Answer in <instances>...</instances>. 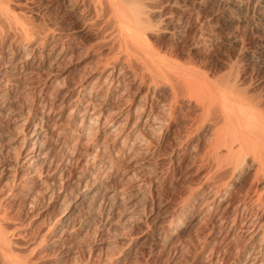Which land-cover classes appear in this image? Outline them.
I'll list each match as a JSON object with an SVG mask.
<instances>
[{
	"label": "bare ground",
	"instance_id": "6f19581e",
	"mask_svg": "<svg viewBox=\"0 0 264 264\" xmlns=\"http://www.w3.org/2000/svg\"><path fill=\"white\" fill-rule=\"evenodd\" d=\"M11 1L0 0V110L8 108L18 93L29 106L30 115L23 113L25 118L19 122L20 126L22 124L20 131H16L19 127L14 130L0 122V264H31L20 254L18 239L32 236V227L18 224L21 218L12 215L11 210L17 202L27 200L28 203L29 197L35 198L42 193V175L45 167L50 168L52 164L50 149L53 147H50L58 142H55V131L60 135V144L71 153L68 155H73V159L83 152L86 165L94 168V174H98L104 184L110 182L113 175L123 173L118 178L120 187L106 194L103 200L104 207L112 213L110 218H113L124 213L121 204L135 199L143 201L142 189L146 185L139 171L160 161L159 146L177 125L181 126L180 143H193L194 134L198 135L201 129L209 134L205 155L214 165L209 179L212 181L217 175L222 178L220 180L218 176L219 180L207 190L193 193L176 207L169 221L167 239L195 221L203 220L210 224L204 223L207 227L211 226L207 236L215 247L219 244L230 252L234 248L237 250H233L236 253L234 264H264V102L260 96H251L250 92L248 95L238 75L216 83L207 82L199 70L175 64L158 53L161 49H155L151 34L156 29L154 19L159 0H58L74 22L80 24L79 27L90 25L91 34L93 31L101 33L102 40L110 31L117 53L113 58L99 54L91 70L69 83L64 76L70 73L75 50L85 45L83 30L66 33L59 27L41 29L33 23L23 22L19 16H13L15 10ZM97 20L102 21L96 23ZM8 32L14 33L11 40H8ZM56 103L58 108L54 110ZM67 107H71L68 112ZM189 109L195 113L191 115ZM23 114L18 117L23 118ZM28 138L33 139L30 147L20 149ZM184 151L181 150V154L174 152L176 158H171L170 163L179 166L186 161L188 155ZM190 165L187 167L191 168ZM252 168L254 173L249 181L236 190L232 179ZM82 193L85 195L80 196V205L89 198L91 190ZM101 195L104 196L105 192ZM2 202L11 204L10 208L2 211ZM91 212L88 213L90 217ZM178 214V220L173 221ZM134 215L138 216L137 212ZM159 217L155 220L158 221ZM87 220H83L84 230L75 229L68 220L54 222L40 237L44 242L43 250L47 252L51 247L65 258L76 254L72 256L75 264H136L131 258V249L120 260L107 259L109 255L104 252H108L109 247L103 250L110 239L105 235L94 238V252L100 253L97 252L96 259L91 260L94 253L91 254L92 238L89 237L90 231L86 230L90 226ZM15 223L23 229L12 227ZM104 225L106 227L101 232H109L111 225L108 227L106 222ZM146 241L145 236L141 243ZM223 256L224 261L226 255ZM214 260L211 257L204 262L214 264L217 262Z\"/></svg>",
	"mask_w": 264,
	"mask_h": 264
},
{
	"label": "rangeland",
	"instance_id": "374dc122",
	"mask_svg": "<svg viewBox=\"0 0 264 264\" xmlns=\"http://www.w3.org/2000/svg\"><path fill=\"white\" fill-rule=\"evenodd\" d=\"M12 3L15 10H13L15 14H13V16H19L21 21H27L26 23L29 24L33 23L32 25L38 26L41 29L45 26L46 29L49 27H59L66 33H76L83 30L85 36H83L84 39L82 38V41H85V45L75 50L70 73L64 76L69 83L78 80L87 70H91V67L97 63L99 54H104L109 58H113L117 55L110 31H107V35L105 34L107 38H105V40L103 39V41L102 37H100L101 33L99 34L93 31L91 34L90 25L86 27L83 26L84 28L79 27L80 24L78 25L74 22L67 11H65L66 8L62 6L58 0H12L11 5ZM28 3L30 5H28ZM16 4L17 8L15 7ZM157 6L158 10L156 8L157 11L154 19L156 29H154L155 32L151 34V41L155 49L157 48V51L161 49L158 53L160 52L163 54L162 56H166L168 59L176 62L175 64L178 63L183 67L199 70L203 74L204 80L207 82L216 83L228 78L233 79V77L238 75L237 78L247 89L248 95H250V92L252 94L251 96H253V94L258 97L260 96L262 103L264 102V0H257L256 2L254 0H159ZM101 21L102 20H97L96 23H101ZM158 23L160 24L158 25ZM7 31L6 29V33ZM8 33V40H11V38L14 37V33ZM1 42L2 38H0V43ZM98 43L100 44L98 45ZM50 48L51 47H49V49ZM126 95H128V97L130 96L129 93ZM19 97V94L15 93V100L12 98L8 108L6 107L7 109L2 108V110H0V122L8 125L9 128L12 127L11 129L19 127L17 130L14 129L16 131L22 130V124L20 126L19 122H22L25 116L30 115V112H28L30 111L29 106L25 105L23 98ZM164 97L166 98V95H164L163 98ZM20 99H22V104ZM53 106H55V108L53 107L54 110H57L58 103ZM10 108H12V110ZM70 109L71 107H67V112ZM35 112L36 109L33 111V115ZM23 113L27 114L24 116ZM188 113L193 115L195 111L191 109ZM18 114L19 116L23 114V118H21L22 116L18 117ZM176 127L178 128L175 129ZM180 127V125L174 126L171 135L159 146L158 157L160 156V161L153 164L154 166L151 164L150 166L152 167H145L139 171V174H141L142 177L144 176L143 179L146 185L142 189L143 201L135 199L126 204H121L120 208L124 213H121L122 216L115 215L113 218H110L112 217V213L109 209L104 207L103 200L106 194H110L111 191L120 187L118 178L121 177L123 173L119 172L117 175H113V179L104 184L102 178L98 174H94L96 173L93 172L95 171L94 168L89 164V166L86 165L87 163H85L83 152L74 157L75 160L74 158L72 159L73 155L69 156L71 153H68L60 144V135L57 133L58 131H55V142L58 141L59 143H56L60 145L58 146L55 143L50 147H53L52 150L49 148L52 159V164L49 166L52 169L45 167V170L50 175L44 170L42 175L43 181L41 183L42 195L40 194V196L38 195L35 198L29 197L28 203L27 200L22 201L26 203L25 205L22 202H19V204L17 202L16 205H13L11 210L12 215L21 218V221L17 222L18 224L21 223V225H25V227L27 225V227H32L30 231L33 230L32 236L30 235L18 239V246L20 245L18 249L19 252L21 251L20 254L31 261V264H75L72 256L75 257L76 254L70 256L71 258L67 257L71 260H66L67 258L59 254L57 250H52L51 247L45 252L46 250L42 248L44 242L40 240V237L58 220H68L69 224L74 225L73 227L75 229L84 230L85 227L83 224L88 219L90 226L88 225L89 227L87 226L88 229L86 228V230L90 231L89 237L92 238L91 254L94 253V257L91 255V260L96 259L97 252L98 254L100 253L99 251L94 252V248H96L93 244L94 238L98 239L105 235L111 240H109L108 246L103 250L105 251L106 248L109 247L107 248L109 253L107 250L104 252L106 256L109 255L107 259L115 258L120 260L124 257L123 255H125L126 251L128 252V249H131V258L133 257L134 259H132L136 260V264H213L204 262V260L206 261V259H210L211 257L212 260L216 259L217 261L214 262V264H234L236 260V253L234 252H237V250L234 248L235 251H233V249L231 253L222 245L216 244L215 247L214 242L207 236L211 226L207 227V222H203V220L201 222L195 221L184 231H177V233L175 232V234H173L174 236H168L169 238L167 239L170 228L169 221L172 214L177 209L176 207L184 203L193 193L207 190L213 182L219 180L218 176H220H215L212 181L209 179L213 175L211 169L213 161H210L211 158H209L211 163L208 162V157L205 155L207 142L210 140L209 134H206V131L201 129L198 135L197 133L194 134L193 143L184 144V142L180 143ZM174 129L176 131L178 130L177 133ZM32 140V138H28L26 144L19 146V148L21 149V147L24 146L29 148V144H31ZM176 142H178V144ZM171 147L175 151H173ZM60 148H62V151L64 149V153H62ZM181 150L182 152L185 150L188 155L186 161L180 163L181 165L179 166L172 165L169 160L174 157L176 158L174 155L175 153L181 154ZM195 156L198 157L195 158L196 160L194 159ZM202 156L203 158H201ZM69 157H71V159ZM76 158L79 159L80 163ZM68 159L69 161H66ZM191 159L194 160L192 161ZM163 161L164 164L162 165L161 163H163ZM165 161H168L170 165ZM65 163H67V165ZM190 163L192 165H190ZM62 164L63 166H61ZM188 164L191 168L187 167ZM150 168H154L153 170L156 171L154 172ZM253 169L254 168H252L251 171L248 170L237 176L238 178L234 177L232 179L233 182L235 181L236 190L240 189V187L249 181L251 175L254 173ZM24 178V180H26V177ZM221 178L222 176H220V180ZM150 182H152V184H150ZM45 183H47V186ZM101 186L102 188H99ZM43 188L47 189L46 192ZM84 190H91V195L80 205V199L85 195L82 193ZM97 191L99 192L97 193ZM103 192H105L104 196L101 195ZM94 194L97 195L94 196L95 198L93 197ZM1 197L0 195V200L2 199ZM1 204L2 211L4 208V210H7V207L10 208L11 205L7 202H2ZM92 208L96 210L93 211ZM90 211H92L91 217L89 215ZM136 212L138 216L135 217L134 213ZM157 216L159 217L158 221L155 220ZM179 216L180 214L176 216L177 218H173V221H177ZM84 219L85 221H83ZM105 222L108 223V227L111 225L109 232H101V230L106 227V225H104ZM17 223H15V225H17ZM113 223L114 225L112 226ZM15 225H12V227L18 228L20 226ZM23 226L18 229H23ZM78 227L81 228L79 229ZM117 233L120 234V239H118ZM114 235L116 239L113 238ZM121 235H123V237ZM145 236L147 237V241L141 243ZM164 237H166V239ZM23 245L25 246L23 247ZM88 245L90 246V242ZM89 246L87 249L90 248ZM78 252L79 250H77V253ZM225 252L226 254H224ZM87 254L88 252L83 255L86 257ZM222 256L225 258L224 261L223 258H221Z\"/></svg>",
	"mask_w": 264,
	"mask_h": 264
}]
</instances>
